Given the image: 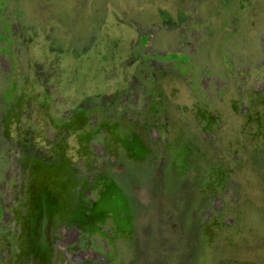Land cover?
Masks as SVG:
<instances>
[{
    "label": "rangeland",
    "instance_id": "obj_1",
    "mask_svg": "<svg viewBox=\"0 0 264 264\" xmlns=\"http://www.w3.org/2000/svg\"><path fill=\"white\" fill-rule=\"evenodd\" d=\"M154 103L222 111L225 148L236 137L241 147L230 146L252 142L264 158V0H0V264H27L13 229L42 223L36 203L58 192L70 203L78 128L80 148L100 150L103 126L120 143L126 111L141 121L136 111ZM230 111H248L245 126ZM259 159L237 171L263 170ZM105 194L99 209L127 208L116 187ZM256 230L264 250V225Z\"/></svg>",
    "mask_w": 264,
    "mask_h": 264
},
{
    "label": "flooded vegetation",
    "instance_id": "obj_2",
    "mask_svg": "<svg viewBox=\"0 0 264 264\" xmlns=\"http://www.w3.org/2000/svg\"><path fill=\"white\" fill-rule=\"evenodd\" d=\"M157 105L136 111L141 121L126 111L120 143L112 125L103 126L102 146L93 152L80 148L84 136L77 125L80 171L68 190L70 203L48 193L35 204L45 211L42 223L22 221L13 229L27 240V264H264V250L253 242L260 240L255 228L264 225V169L237 171L241 164L256 169L263 154L256 156L252 142L238 151L236 137L225 148L222 111H160ZM230 112L245 126L248 111ZM186 174L188 187H179ZM110 186L126 209L98 208ZM13 207L22 204L15 199ZM198 240L208 256L198 251Z\"/></svg>",
    "mask_w": 264,
    "mask_h": 264
}]
</instances>
